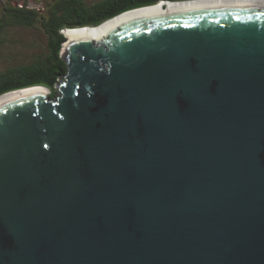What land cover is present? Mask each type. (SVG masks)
<instances>
[{
    "label": "water",
    "instance_id": "obj_1",
    "mask_svg": "<svg viewBox=\"0 0 264 264\" xmlns=\"http://www.w3.org/2000/svg\"><path fill=\"white\" fill-rule=\"evenodd\" d=\"M187 1L0 95V264H264V4Z\"/></svg>",
    "mask_w": 264,
    "mask_h": 264
},
{
    "label": "trees",
    "instance_id": "obj_2",
    "mask_svg": "<svg viewBox=\"0 0 264 264\" xmlns=\"http://www.w3.org/2000/svg\"><path fill=\"white\" fill-rule=\"evenodd\" d=\"M158 2L159 0H107L106 3L89 7L80 0H65L59 5L61 13H52L50 20L44 22L49 37V52L34 55V57L25 56L26 52L20 53L18 60L11 67L3 70L0 75V95L40 85L51 90V97L56 96L58 83L68 73V64L63 57V47L67 40L65 29L99 25L128 10ZM63 8L65 9L62 10ZM11 13L17 16L20 24L26 26L35 25L39 15L38 9L27 7H18ZM91 13L95 17L86 19V16H91Z\"/></svg>",
    "mask_w": 264,
    "mask_h": 264
},
{
    "label": "flooded vegetation",
    "instance_id": "obj_3",
    "mask_svg": "<svg viewBox=\"0 0 264 264\" xmlns=\"http://www.w3.org/2000/svg\"><path fill=\"white\" fill-rule=\"evenodd\" d=\"M9 4L7 2L0 0V75L3 70L8 69L11 67L17 60L18 55L20 53L26 52L28 46L26 42L23 41L20 36L18 35L19 29L21 28H37L38 23L42 25V30L46 31L44 22H48L51 18L52 13H61L60 11V3L64 2L65 0H9ZM82 3L88 5L89 7L96 6L98 3H106L107 0H80ZM160 1V0H159ZM39 2L42 3L41 7L36 6ZM192 2V1H189ZM184 3V2H181ZM58 4V5H57ZM48 7V12H43L45 7ZM18 7H27L29 9H38L39 15L37 16L38 20L35 22L33 26H26L20 24L18 22L17 16L13 15L11 12L14 9H18ZM63 8L62 10H64ZM88 13V12H86ZM86 16V15H85ZM95 17L92 13L91 16H86V19H92ZM106 21V20H105ZM78 28V27H74ZM22 32V30H21ZM47 32V31H46ZM34 43V42H33ZM12 55H14L12 57ZM8 60L7 65L4 69H2L3 59Z\"/></svg>",
    "mask_w": 264,
    "mask_h": 264
},
{
    "label": "bare ground",
    "instance_id": "obj_4",
    "mask_svg": "<svg viewBox=\"0 0 264 264\" xmlns=\"http://www.w3.org/2000/svg\"><path fill=\"white\" fill-rule=\"evenodd\" d=\"M252 2H256L257 4H264V0H194L192 2L187 1V2H184V3H181V2H179V3H171L169 8L170 9H176V8H182V7L193 6V5L214 4V3H252ZM163 6H164V4H158V5L147 7V8H144V9H139V10H136L135 12H130V13L121 15L119 17H116L109 24L105 23L104 25H102L101 28L77 29V30L70 31L69 34L70 35L90 34V35H93L94 37H97L111 24L118 23L119 21H121V20H123L125 18H128L130 16H134L135 14H140L142 12L162 11V7ZM33 89L34 88L29 89V90H33ZM34 90H37V89H34ZM27 91L28 90H21V91L15 92V93L6 94L5 96L0 97V100L2 98L8 97L10 95H14V94H18V93H24V92H27Z\"/></svg>",
    "mask_w": 264,
    "mask_h": 264
},
{
    "label": "rangeland",
    "instance_id": "obj_5",
    "mask_svg": "<svg viewBox=\"0 0 264 264\" xmlns=\"http://www.w3.org/2000/svg\"><path fill=\"white\" fill-rule=\"evenodd\" d=\"M7 2L6 4H9V0H2ZM37 1V0H35ZM163 0H160L157 4H163L160 3ZM36 6H40L42 5L41 2H39L38 4H35ZM153 5V6H155ZM46 9L43 10V12H48L47 10V6L45 7ZM113 20V19H112ZM111 21H107L106 24L112 22ZM103 24H99V25H95L93 28H101ZM37 28H33V27H29V28H21L19 29L18 35L20 36L19 38H21L23 41L26 42V45L28 46L27 48V53L25 54V56L28 57H34V55H40V54H47L49 52V37L46 31L42 30V25L40 23H38ZM88 28V27H87ZM22 30V32H21ZM101 30V29H100ZM34 42V43H33ZM14 55H12L13 57ZM8 60H6L5 58L3 59V63H2V69H4L7 65H8Z\"/></svg>",
    "mask_w": 264,
    "mask_h": 264
},
{
    "label": "clouds",
    "instance_id": "obj_6",
    "mask_svg": "<svg viewBox=\"0 0 264 264\" xmlns=\"http://www.w3.org/2000/svg\"><path fill=\"white\" fill-rule=\"evenodd\" d=\"M171 1V0H170ZM172 1H174V0H172ZM177 1V0H176ZM45 87V86H44ZM48 88V87H47ZM50 90V89H49ZM50 92H51V90H50Z\"/></svg>",
    "mask_w": 264,
    "mask_h": 264
}]
</instances>
